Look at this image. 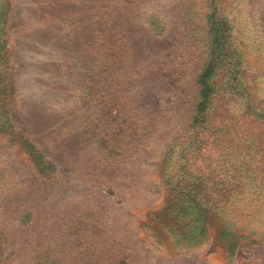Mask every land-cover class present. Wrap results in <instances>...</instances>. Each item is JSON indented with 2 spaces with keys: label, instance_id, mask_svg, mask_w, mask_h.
Wrapping results in <instances>:
<instances>
[{
  "label": "rangeland",
  "instance_id": "rangeland-1",
  "mask_svg": "<svg viewBox=\"0 0 264 264\" xmlns=\"http://www.w3.org/2000/svg\"><path fill=\"white\" fill-rule=\"evenodd\" d=\"M1 77L0 264H264V0H0Z\"/></svg>",
  "mask_w": 264,
  "mask_h": 264
},
{
  "label": "trees",
  "instance_id": "trees-1",
  "mask_svg": "<svg viewBox=\"0 0 264 264\" xmlns=\"http://www.w3.org/2000/svg\"><path fill=\"white\" fill-rule=\"evenodd\" d=\"M215 26L221 27L222 24L221 23H217V24L214 25V27ZM217 34H218V31H215L214 43L217 42V39H218V36H216ZM218 47H219V49H218ZM216 50H221L220 49V45L216 44L215 51ZM214 54L215 53H213V55ZM214 68H215V66L210 62L209 65L207 67H205L204 70L201 71V73H200V75L198 77V81L197 82H198L200 91H199V101H198V104H197V107H196V114H195L194 121H193L194 125H201L203 123L204 114H205L206 109L208 107V101H209L210 97L214 93L213 85L210 83L211 76L213 74ZM3 81H4V79H3V77H1L0 78V92L2 94L7 92V88L2 83ZM0 101L4 105V101H3L2 98H0ZM205 230L209 231V227L206 226ZM226 230H228V229H226ZM252 234L253 233H249V234L231 233V228H230V233H227L226 235H228L230 238L237 239V238H241V237L251 238Z\"/></svg>",
  "mask_w": 264,
  "mask_h": 264
}]
</instances>
